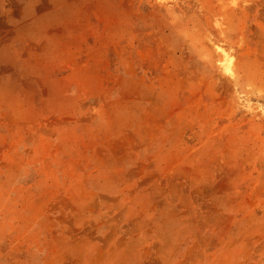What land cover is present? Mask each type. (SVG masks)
I'll list each match as a JSON object with an SVG mask.
<instances>
[{"label": "rangeland", "instance_id": "374dc122", "mask_svg": "<svg viewBox=\"0 0 264 264\" xmlns=\"http://www.w3.org/2000/svg\"><path fill=\"white\" fill-rule=\"evenodd\" d=\"M0 264H264V0H0Z\"/></svg>", "mask_w": 264, "mask_h": 264}, {"label": "bare ground", "instance_id": "6f19581e", "mask_svg": "<svg viewBox=\"0 0 264 264\" xmlns=\"http://www.w3.org/2000/svg\"><path fill=\"white\" fill-rule=\"evenodd\" d=\"M226 71H228L229 70V67H228V65H226V66H224L223 67ZM230 71V70H229Z\"/></svg>", "mask_w": 264, "mask_h": 264}]
</instances>
